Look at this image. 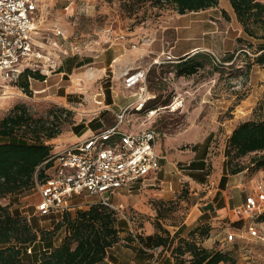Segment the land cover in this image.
<instances>
[{"label":"rangeland","instance_id":"rangeland-1","mask_svg":"<svg viewBox=\"0 0 264 264\" xmlns=\"http://www.w3.org/2000/svg\"><path fill=\"white\" fill-rule=\"evenodd\" d=\"M37 24V40L47 57L34 68L45 74L46 81L31 77L24 89L0 72V122L17 104L24 105L41 128L60 131L46 141L53 151L76 142V135L82 138L115 124L116 113L138 99V87H124L126 74L140 70L146 74L148 101L141 111L132 106L119 129L154 130L162 170L156 180L113 198L122 241L109 250L111 256L131 263L139 237L169 231L171 245L179 237H189L209 250L228 253L235 264H246L247 257L263 260L264 241L247 233L248 221L236 215L222 217L213 208L222 203L226 188L233 190L231 199L244 201L264 181L255 174L260 168L251 164L255 153L231 159L226 151L239 123L264 120V67L255 63L248 69L244 54L253 59L262 41L244 30L229 0L183 14L168 2L41 0ZM56 29L63 34H55ZM182 57L201 63L196 74H178L176 65ZM17 134L30 138L34 133L19 128ZM8 139L0 136V141ZM237 166L250 168L240 186L232 188L229 180L234 177L228 169ZM38 197L31 186L0 202L26 215L35 228L53 230L64 212L40 217L35 212ZM96 201L76 196L69 211L74 216ZM207 203L213 205L210 210ZM65 233L63 226L51 244L59 245ZM229 233L238 236L227 240ZM47 246L37 243L25 249L23 260L39 264V254ZM160 251L153 264H176L172 253Z\"/></svg>","mask_w":264,"mask_h":264},{"label":"trees","instance_id":"trees-1","mask_svg":"<svg viewBox=\"0 0 264 264\" xmlns=\"http://www.w3.org/2000/svg\"><path fill=\"white\" fill-rule=\"evenodd\" d=\"M138 1L168 2L181 14L186 11L205 10L219 2V0ZM229 2L244 30L262 41L253 52L255 54L253 59L244 53L249 59L247 68L250 69L255 63L264 67V3L260 0ZM257 30L261 31L259 35ZM199 55L202 53L195 54ZM194 57L180 59L176 65L178 74L193 75L198 72L201 63L195 61ZM228 58L231 60L233 55H229ZM31 77L39 80L46 78L39 70L26 68L20 72L14 83L28 89ZM39 124L41 123L34 121L28 115L26 107L21 104H17L13 111L1 120L0 136L9 139L0 141V199L34 186L37 179L45 176L44 167L41 165L53 151L52 145L46 141L56 137L60 131L54 128L48 130L49 127L45 125L41 128ZM19 128L29 129L34 134L30 138L23 137L17 134ZM45 130H48L46 135ZM226 151L231 159L255 153L252 166L264 168V120H247L239 123L229 137ZM249 168L237 166L228 171L236 174ZM117 211L108 205L95 202L86 209L77 210L74 216L71 211L65 210L61 221L56 223L53 230H44L35 228L26 215L13 211L10 205L0 202V264H27L22 254L25 249L34 247L37 243L48 244L39 254V264H101L107 257L109 248L122 240ZM258 220L264 221V212L259 215ZM63 226L66 227V233L62 242L59 245H52L57 231ZM164 232L166 235L156 232L146 238L141 236L139 240L143 243L145 239H151L152 245L165 248L170 244L172 236L169 231ZM171 253L176 259V264H235V259L228 253L209 250L189 237H179ZM186 254L190 255V259H182Z\"/></svg>","mask_w":264,"mask_h":264},{"label":"built area","instance_id":"built-area-1","mask_svg":"<svg viewBox=\"0 0 264 264\" xmlns=\"http://www.w3.org/2000/svg\"><path fill=\"white\" fill-rule=\"evenodd\" d=\"M40 1L0 0V72L5 79L15 80L21 71L35 69L47 57L37 40ZM55 34L63 32L56 29ZM145 81L146 74L142 70L126 74L124 87L129 90L139 88L137 101L130 102L116 113L114 125L52 151L42 163L46 174L34 185L39 194L35 204L37 215L45 217L63 213L73 206V198L80 195L96 197V202L118 210L113 200L117 194L122 190L133 191L136 185L158 178L163 156L158 149L155 131L146 128L121 132L119 129L130 108L141 111L146 105L148 90ZM153 112L151 109L150 113ZM263 212L264 181L261 180L243 203L233 209V213L248 221L246 227L250 236L264 241L263 222L258 220ZM237 236V233H229L227 240ZM246 264H264V259L247 257Z\"/></svg>","mask_w":264,"mask_h":264},{"label":"crops","instance_id":"crops-1","mask_svg":"<svg viewBox=\"0 0 264 264\" xmlns=\"http://www.w3.org/2000/svg\"><path fill=\"white\" fill-rule=\"evenodd\" d=\"M112 59H114V58H112ZM43 81L45 82L46 80L44 79L41 82H43ZM120 109H121V107H120ZM120 109H118V111ZM112 125H114V123L113 124L110 123V124L106 125L105 127L112 126ZM76 137L78 139L80 138L77 135H76ZM244 174H245V170H243V171H241L239 173H236V174H231V176L234 177V179L232 178V180H229V178H228V180L230 181V185H231L232 188H233V186L234 187H239L240 186L241 181L243 180L244 177H246V176H244ZM255 174L257 175V177L264 176V168H260L257 172H255ZM262 179H264V178H262ZM226 189L228 190V192L224 191V198L222 199L223 200L222 203L218 204V205H214L213 208L216 209L217 212L219 214H221L222 217L223 216L233 217L234 216L233 209L235 207L241 205L243 203V201H241V200L237 201V199H231L232 197H234L233 190L232 191L230 190V192H229L230 188L228 187ZM210 204L211 203H207L206 204V206H207L206 210H210L211 209L210 206L212 204L211 205ZM261 223H262V226H264V221H261ZM153 234L154 233L152 232V233L147 234V236L148 235H153ZM134 240H136V237L132 238L131 241H134ZM138 241H139L138 245H136L132 249L133 250L132 252H133L134 255H133V258L131 260V263H128V264H153V263H155L156 257L158 256L159 252H161L160 250H162L164 247L163 246L152 245L151 239H149V240L145 239V241L143 243H141L140 240H138ZM118 244L119 243L115 244L114 246L109 248V250L112 249V248H115L116 245H118ZM174 246L175 245L174 244L171 245V242H170V244L167 247H165L164 249H165L166 252H169V254H170ZM168 248L170 249L169 251H168ZM109 250H108L107 257L105 258V260L101 264H104L107 260H109L108 264H126V263H123L122 261H120L119 259H117V257L115 255L111 256V253H110Z\"/></svg>","mask_w":264,"mask_h":264}]
</instances>
